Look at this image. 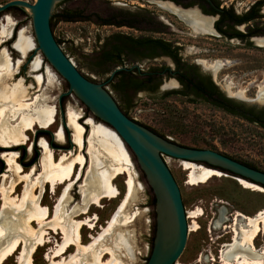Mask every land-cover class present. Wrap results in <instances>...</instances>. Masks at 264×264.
I'll return each instance as SVG.
<instances>
[{
    "label": "rangeland",
    "instance_id": "1",
    "mask_svg": "<svg viewBox=\"0 0 264 264\" xmlns=\"http://www.w3.org/2000/svg\"><path fill=\"white\" fill-rule=\"evenodd\" d=\"M7 1L9 0H0V4ZM26 1L32 3L34 0ZM223 1L229 5L230 0ZM251 1L252 0H234V2H236L234 6L236 9L243 11ZM133 6L144 7L151 12H156L164 16L171 24L169 27L170 29L167 30L165 34H155L129 28L126 25L117 27L115 25L101 24L102 21L107 18L114 19L115 21L121 20L120 17H112L111 14L116 13L121 8H133ZM24 10L27 9L13 7L7 11H0V21L4 19L6 23L5 16L9 15L10 22L13 24L12 29L14 24H17V27L22 26L25 29V35L31 38L34 43L33 49L22 57L21 53L16 50L12 44L10 46L5 45V41H7L8 38L1 42L0 49L2 47L5 48L14 65L13 69L15 74L11 82L13 83L17 79H22L24 85L28 87L31 86L29 89V97H33L36 94L47 96L45 104L52 105L56 108V121L52 126L48 127L44 133H38L37 131L40 128L36 126L33 131H27L30 139L26 144H22L20 150L15 149L19 145H14L12 148L6 149L17 152L16 159L25 171V173L21 175L28 174L33 167V174L36 173L33 177H35L39 171H41L38 166L42 155L40 139L44 138L45 135L51 140L50 146L55 151L56 157L63 152L77 153V147L71 141V129L67 128V133L65 130V136H63L61 141L53 138L54 135L50 133H54L59 124H63V126L66 124V116L69 112L75 113L81 123H83V121L85 122V116H91L95 120L99 119L94 117L73 93L68 92L67 82L60 77L46 61H42L39 50L35 51L31 56L30 62L24 61L26 56L31 53L36 46L33 37L31 18L21 12ZM63 10L77 12V16L83 17L84 19L65 21L61 20L59 16H55L51 24L53 34L55 38L58 39L63 51L70 57L76 67L95 82H106L109 74L112 72L103 71L101 67L96 65V61L94 60L95 51L108 35L114 32H123L134 36L152 35L155 37H162L178 44L181 56L191 63L198 64L202 72L208 73L224 95L246 103H255L253 99L256 98L258 86L264 80V46L255 44L253 46H248L245 43L235 40L230 41L224 39L215 33H196L169 10L149 1L141 2L135 0L132 5H123V1L109 3L107 0H69L54 14H61ZM3 13L8 14L2 16ZM10 48L16 51L17 55L16 53L12 55ZM34 56L40 57L42 61V66L39 70V73L43 76L41 86H36L33 78L35 71L31 69V62L34 60ZM17 58L22 60L18 67L15 66ZM201 60H206L207 62L221 60L224 64L219 70L214 72L212 69L204 67ZM199 62L204 68L210 70L202 69ZM160 64H166L170 67L173 66L172 61L168 57L160 56L153 59L144 58L125 61L123 67L128 68L136 66L139 70H145L150 66ZM18 69L20 74L17 75ZM167 80L168 78H163L161 84ZM168 84L169 86L176 85L173 84V79H171ZM226 86L230 87L232 92L243 90V96L239 97L229 93ZM105 88L111 93L119 105L128 110L131 118L149 127L159 135L187 147L215 150L264 171V128L259 124L248 121L238 115L231 114L207 101H191L184 95L172 92L161 95L163 91L176 90L180 88L179 86L164 90L159 89L157 95L153 96L145 92H136L135 94H131L130 98L126 101L112 88L110 83H105ZM258 100L260 102L263 101V99ZM62 118H64V122ZM85 128L84 140L86 141L90 135V126L87 125ZM68 137L72 146L70 148H67ZM117 137L119 138L118 135ZM94 143L98 148L96 142ZM84 145H87V143L85 142ZM2 148L5 149V147ZM86 149L87 146L85 147V150ZM125 149H127L126 151H128V155H130L129 158H131V168L136 184L135 189L132 196L125 202L123 209L119 211L113 225L103 234L101 240L103 246L112 247L117 237L121 236L122 240H119L116 246V260L114 264H145L150 253V244L152 243L155 231L154 195L134 155L127 147ZM85 150H83V154H85L86 158L83 174L73 185L69 193L71 202L67 210L71 209L76 203H79L81 199V185L84 183L86 171L89 167L88 164H90L88 154L86 152L84 153ZM1 155L2 151H0V224L6 228L2 231L0 237V248L12 235H14L15 224L19 226L16 229L19 230L20 233L26 231V227L20 224L24 210L18 208L25 181L19 183L16 188L12 187L15 177L11 172L7 171L8 167ZM99 156L101 159H105L104 155L99 154ZM164 159L183 194L187 210H193L197 206L203 210V213L196 218L198 228L195 231H189L190 249L180 264H211L213 261L210 257L208 258V256L204 255L206 252L203 248H207L211 251L212 241L214 238L216 240L217 233H220L222 228L221 226L215 227L214 234V228L212 226L213 221H211L209 230L204 229V224L206 222L209 223L205 214H208V219L213 215V213H210V210L213 209L212 207L215 203L224 205L233 211L238 210L243 214H254L258 209L264 207V192L243 187L238 182L235 175L226 171H222L224 175L213 176L205 183L190 185L186 183V171L182 169L180 165L181 160L166 156H164ZM199 164L204 165L202 163ZM92 170L93 169H91V172ZM4 174L8 175L5 176ZM125 178V174H119L113 180L119 190V194L116 198H102L100 204H92L88 209L86 216L90 215L92 218L95 216L96 220L92 229L84 225L82 230L84 243L90 241V234L97 235L102 232L101 228L107 225V220L117 208H119L118 206L121 205V202L123 203L126 192ZM8 187L9 189H7ZM2 189H5L4 191L8 192L9 195L12 193L11 197L19 200L14 203L9 202L10 205H4ZM40 190V188L35 190V196L40 195L39 200H41V204L48 206L52 215L53 207L60 189L57 190L55 194L51 192L49 186ZM84 215L85 214H81V217L83 218ZM234 225L233 218L231 227H234ZM33 227L37 229L38 225L33 222ZM49 239L50 242L37 247L33 252V264L48 263L44 255L57 241H61V234L51 231ZM254 244L257 247L264 245L263 232L259 233L255 238ZM22 246L23 242L19 250L10 256L4 264H18L17 258L22 251ZM70 251L75 253V247L73 246L69 252ZM69 252L64 256H67ZM91 252L92 251H86V257L91 256ZM200 252H202L201 256L199 254ZM82 255L83 252L79 253L80 257H82ZM110 257V254H106L102 263L110 259ZM81 262V264L84 263L83 261ZM215 264L219 263L215 261Z\"/></svg>",
    "mask_w": 264,
    "mask_h": 264
},
{
    "label": "bare ground",
    "instance_id": "2",
    "mask_svg": "<svg viewBox=\"0 0 264 264\" xmlns=\"http://www.w3.org/2000/svg\"><path fill=\"white\" fill-rule=\"evenodd\" d=\"M5 20L6 23L4 19L0 21V45L12 32L13 24L10 22L8 15L5 16ZM187 23L196 33H207L209 31L208 26L201 19L192 18L187 20ZM12 46L24 56L33 49L34 43L31 38L25 35V29L21 27L16 32ZM33 51L34 53L37 51L36 47ZM201 62L214 72L224 64L221 60L211 62L201 60ZM20 63L21 59L17 58L15 66L18 67ZM13 66L10 56L2 47L0 49V144L5 147V150L2 151L1 157L8 167L7 171L15 177L12 187L16 188L19 183L25 181L18 208L24 210L20 224L26 227V231L20 233L16 229L19 226L15 224L14 235L0 248V264H4L10 256L17 252L22 242L23 248L17 258L18 264H33V252L37 247L50 242L49 234L51 231L60 233L61 241H57L45 253L44 257L48 262L47 264H81V261L84 262L83 264H114L116 246L119 240H122L121 236L117 237L114 242L115 245L113 244L112 247L103 246L101 239L103 234L113 225L119 211L123 209L125 202L132 196L135 189L132 163L124 147L125 144L120 137V139L117 137L118 134L113 128L110 129L108 126L103 125L101 122H95L89 117L85 119V123L90 126V135L85 141L84 126L75 113L69 112L64 127L59 124L53 135L55 139L61 141L65 131L64 128L71 129V141L76 145L77 153L63 152L56 157L55 151L48 146V142L41 138L42 155L38 164L41 171L33 177L36 173L33 174L34 168L32 167L28 174L21 175L25 171L16 159L17 152L6 148L26 144L30 139L27 131H33L35 126L42 129L52 126L56 121V108L45 104L47 99L45 95L36 94L29 97L31 86L24 85L22 79H17L12 83L11 80L15 74ZM40 67V57L34 56L31 69L35 71L33 78L36 86H41L43 82V76L39 73ZM173 84H176L175 80H173ZM226 88L231 94L239 97L243 96V90L232 92L230 87L226 86ZM256 98L264 100V80L258 86ZM85 142L87 145H84ZM94 142H96L98 148ZM86 146L87 149L85 150ZM83 150H85L84 153L88 154L90 164H88L84 183L81 185V199L79 203L67 210L71 202L69 193L83 174L86 161ZM99 154L104 155L105 159H101ZM180 165L186 171V183L190 185L205 183L213 176L223 174L219 170L188 160H181ZM91 169H93L92 172ZM119 174L126 175V192L123 203L121 202L119 208L107 220V225L101 228L102 232L97 235L90 234V241L84 243L82 235L84 225L92 229L96 220L95 216L93 218L90 215L86 216L88 209L92 204H100L102 198L112 199L118 196L119 190L113 180ZM238 182L243 187L264 192V187L258 184L242 178H238ZM46 186L50 187L53 194L60 189L52 215L50 208L41 204L40 195L35 196L37 188L42 190ZM4 190L2 189L4 205L19 200L14 199V197H11L12 193L9 195ZM202 213V208L198 206L193 210H188L189 231H195L198 228L196 218ZM81 214H85L83 218ZM226 216V208L221 206L218 216L215 217L213 222L214 226L220 227L227 219ZM234 219L232 242L225 244L219 252L221 264H264V245L257 248L254 244V240L259 233H264V207L251 215L243 214L237 210ZM33 222L38 225L37 229H34ZM1 225L0 237L2 231L6 228ZM73 246L75 247V253L69 252ZM86 251H92V255L86 257ZM68 252L69 254L64 256ZM81 252H83L82 257L79 256ZM106 254H110L111 257L102 263Z\"/></svg>",
    "mask_w": 264,
    "mask_h": 264
},
{
    "label": "water",
    "instance_id": "3",
    "mask_svg": "<svg viewBox=\"0 0 264 264\" xmlns=\"http://www.w3.org/2000/svg\"><path fill=\"white\" fill-rule=\"evenodd\" d=\"M60 1L63 0H34L32 3L9 0L0 4V11L9 7L27 9L21 12L31 18L36 49L67 82L68 92L73 93L103 125L113 128L134 155L155 198V231L145 264H180L190 249L188 210L164 156L202 163L208 168L229 172L237 179L242 178L260 186H264V171L212 149L180 145L127 116L105 88V83L120 67L109 74L106 82H95L84 76L57 42L50 17L69 0ZM171 79L161 84L160 89L179 86L175 79L176 85L169 86ZM253 101L261 103L257 98Z\"/></svg>",
    "mask_w": 264,
    "mask_h": 264
},
{
    "label": "trees",
    "instance_id": "4",
    "mask_svg": "<svg viewBox=\"0 0 264 264\" xmlns=\"http://www.w3.org/2000/svg\"><path fill=\"white\" fill-rule=\"evenodd\" d=\"M65 1L67 0L60 1L59 3ZM10 8L13 7L7 9ZM111 15L113 17H120L121 21L128 26H132L135 23L153 24L152 16L144 8L136 7L131 9L125 7ZM55 16H59L61 20L65 21L84 19L83 17L77 16V12L63 10L61 14L52 13L50 17V25ZM223 17H226V15ZM21 27L22 26H18L16 29L14 38L17 30ZM56 40L59 43L58 39ZM179 49L180 47L175 46L172 42L160 37L134 36L123 32H114L108 35L98 46V49L95 51L94 60L96 61V65L106 72H111L115 67L120 66L119 69L115 70L108 83L111 84L112 88L119 93L125 101L130 98L131 94L140 91H144L150 96L157 95L156 91L161 84L163 77H175L181 85V88L171 91H163L161 95L171 92L181 95L194 93L197 99L209 101L216 107L231 114L238 115L248 121L255 122L264 128V108H256L255 106L248 105L239 100L226 97L219 87L211 82L208 76L199 73V69L195 64L188 63L181 57ZM10 52L12 55L15 53L17 55V52L11 48ZM160 56H167L172 60L174 65L172 71H170L169 67L165 64L150 66L145 70H139L136 66L128 68L123 67L125 61L144 58L153 59ZM84 76L93 80L86 75ZM118 106L127 116L130 117L128 110L124 109V107L119 104ZM95 121L101 122L99 120ZM45 138H47L46 135ZM48 139L49 138H47V140ZM3 150L5 149L0 147V151ZM242 163L256 168L248 163ZM153 200L155 199L153 198ZM151 247L152 243L150 244L149 251H151Z\"/></svg>",
    "mask_w": 264,
    "mask_h": 264
},
{
    "label": "flooded vegetation",
    "instance_id": "5",
    "mask_svg": "<svg viewBox=\"0 0 264 264\" xmlns=\"http://www.w3.org/2000/svg\"><path fill=\"white\" fill-rule=\"evenodd\" d=\"M107 1L109 3H114L116 1H123V5H129V4L132 5V3L135 0H107ZM136 1H141V2L149 1L151 3L159 5L165 9L169 10L171 13H173L177 17H179L189 27H190V25L187 23V20H191L192 18L201 19L206 23V26H208L209 31L207 33H209V34L215 33V34L223 37L224 39H228L230 41L235 40L237 42L245 43L248 46H253L254 44L258 45V46H264V0H252L250 2V4L243 11L235 8L234 4L236 2H234V0H230L229 5H227L226 2L223 0H136ZM136 7H138V6H133V8H136ZM139 8H144V7H139ZM7 10L8 9H5L4 11H7ZM147 11L152 16V19H153L152 23L153 24L135 23L132 26H128L125 23H123L121 20L115 21L114 19H111V18L110 19H108V18L104 19L101 24L102 25H115L117 27L126 25L129 28L138 29L139 31H147L149 33H155V34H165L167 32V30L170 29L169 27L171 24L169 23V21L164 16H162L156 12L154 13V12H151L149 10H147ZM5 14H8V13H5ZM3 15L4 14H2V16ZM224 15H226V17H223ZM17 28H18L17 24H14L10 36L8 37L7 41H5V45L7 44V46H10L12 44V42H13L12 40L14 38V33H15ZM139 36H152V35H139ZM153 37H155V36H153ZM160 38H162V37H160ZM172 44L175 46H178V44H176L175 42H172ZM33 54H34V51L29 53L26 56V58L24 59V61L30 62V60L32 58L31 55H33ZM41 56H42V54H41ZM41 58H42L43 62L46 61L43 56ZM146 59H148V58H146ZM184 60L188 63H191V62L187 61L186 59H184ZM42 61H41V66H42ZM21 62H22V60H21ZM172 64H173V62H172ZM193 64H195V63H193ZM199 64H201V63L199 62ZM195 65L198 67L199 73L201 75L208 76L210 78L211 82L215 85V82L212 80L211 76L208 73L202 72L200 70V67L198 64H195ZM203 65L201 64L202 69L210 70V69H206L207 67L205 65H204V67H206V68H204ZM166 66L169 67L170 71L173 70L174 65L172 67H170L169 65H166ZM16 74L17 75L20 74L19 69L17 70ZM163 78H168V79L173 78L177 81V79L175 77L164 76ZM160 86H161V84L158 86V89L156 92H158V90L160 89ZM179 87L181 88L180 84H179ZM140 92H144V91H140ZM184 96L189 98L191 101L199 100L195 97L194 93H188ZM225 96L231 98L230 96H227V95H225ZM233 99H235V98H233ZM207 102H209V101H207ZM241 102H244V101H241ZM261 102L262 103H257V102H255V103L244 102V103L251 105V106H255L256 108H264V100ZM87 117L92 118L90 116H85V118H87ZM92 120H94V119L92 118ZM62 121H64V118H62ZM81 124L84 126V128H85V126L88 125L84 121ZM62 126H63V124H62ZM66 129H67V127L64 128V130H66ZM45 130H46V128H44V129L40 128L39 132L44 133V132H46ZM85 132H86V128L84 130V133ZM50 133L53 135V132H50ZM66 133H67V130H66ZM63 136H65V133L63 134ZM53 138H54V136H53ZM43 139H45L48 142V146L51 148V146H50L51 140L50 139L47 140V138H45V137ZM21 146L22 145H19L15 149L20 150ZM70 147H72V146H71V143H70L69 137H68V147L67 148H70ZM154 202H155V200H154ZM221 206H224V205H220L218 203H215V205L212 207L213 209L210 210V213H213V215L209 219H208V214H205V217L209 221V223L206 222L204 224V229L209 230L210 222L215 221V217L218 216L219 209L221 208ZM224 207L226 208V211H227V216H226L227 219L221 225L222 230L220 231V233H217L216 240L214 238V240L212 241L213 244L211 246V251L208 250L207 248L206 249L203 248V250L206 252L204 255L208 256V258L210 257V259L213 261L211 264H215V261L217 263L221 264L220 257H219L220 249L225 244H227V243L229 244L232 242L233 227H231V224L233 222V218H235V216H236V211H233L226 206H224ZM234 223H235V219H234ZM187 225H189V224L187 223ZM212 226L214 228V234H215L214 223L212 224ZM260 246H258V247L256 246V247L259 248ZM199 254L201 256L202 252H200Z\"/></svg>",
    "mask_w": 264,
    "mask_h": 264
}]
</instances>
